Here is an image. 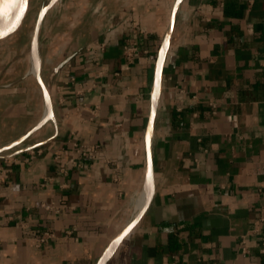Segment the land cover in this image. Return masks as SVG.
Segmentation results:
<instances>
[{
    "label": "crops",
    "instance_id": "obj_1",
    "mask_svg": "<svg viewBox=\"0 0 264 264\" xmlns=\"http://www.w3.org/2000/svg\"><path fill=\"white\" fill-rule=\"evenodd\" d=\"M40 55L51 108L0 70V264H99L142 211L104 264H264V0H61Z\"/></svg>",
    "mask_w": 264,
    "mask_h": 264
},
{
    "label": "water",
    "instance_id": "obj_2",
    "mask_svg": "<svg viewBox=\"0 0 264 264\" xmlns=\"http://www.w3.org/2000/svg\"><path fill=\"white\" fill-rule=\"evenodd\" d=\"M61 0H51L49 3H47L42 10L39 13L36 26L34 29V34L32 38V49L36 54V60H37V66H38V72H37V79L39 83L42 85L43 91L45 93L46 99L48 101L49 108L50 107V99H49V93L47 88L45 87L42 78H41V55H40V30L43 23V20L46 16V14ZM181 1V0H179ZM28 7H29V0H0V26H2V32L0 33V44L3 42H6L7 40L14 37L23 26L24 20L26 18V15L28 13ZM178 7L174 10V16L177 13ZM11 19V22H9V25H7L8 21ZM171 38V30L168 33L158 59L157 63V80L155 89L153 91L152 96V102H153V111L151 116V121L148 129V143H150L152 132H153V120L157 105V95H158V87H159V79L161 75L162 66L165 60V57L168 53L169 43ZM63 66V65H61ZM50 111V110H49ZM50 115V114H49ZM148 183H149V198L148 202L152 197L153 194V176H152V169L151 165H149L148 168ZM147 202V203H148ZM147 206V205H146ZM144 211L140 213V215L137 217V219L130 225L107 249L104 256L100 260L99 264H104L110 256L114 253L118 245L121 243L123 238L126 236V234L134 227V225L139 220L140 216L142 215Z\"/></svg>",
    "mask_w": 264,
    "mask_h": 264
},
{
    "label": "rangeland",
    "instance_id": "obj_3",
    "mask_svg": "<svg viewBox=\"0 0 264 264\" xmlns=\"http://www.w3.org/2000/svg\"><path fill=\"white\" fill-rule=\"evenodd\" d=\"M50 1L51 0H30L28 13L20 31L11 39L0 44V70L4 71L2 80H4L6 85L13 83L14 79H22L25 75L29 77L32 76V74H30L29 60L32 37L39 13ZM9 22H11V19L8 21L7 25H9ZM1 32L2 26H0V33ZM14 66L16 67L14 73L12 70H10L9 73H5L10 67L12 68Z\"/></svg>",
    "mask_w": 264,
    "mask_h": 264
},
{
    "label": "built area",
    "instance_id": "obj_4",
    "mask_svg": "<svg viewBox=\"0 0 264 264\" xmlns=\"http://www.w3.org/2000/svg\"><path fill=\"white\" fill-rule=\"evenodd\" d=\"M127 55L130 57L132 55L131 47L126 48ZM0 167V179L2 178ZM249 241H254L255 247L260 251V253L264 254V216L258 219L254 227L245 235H243L240 239V246L244 253L249 252L247 244Z\"/></svg>",
    "mask_w": 264,
    "mask_h": 264
},
{
    "label": "bare ground",
    "instance_id": "obj_5",
    "mask_svg": "<svg viewBox=\"0 0 264 264\" xmlns=\"http://www.w3.org/2000/svg\"><path fill=\"white\" fill-rule=\"evenodd\" d=\"M29 59H30V62H31V72L32 73H35V74H37V72H38V66H37V60H36V54H35V52L33 51V49H31V51H30V55H29ZM147 194V193H146ZM144 196V195H143ZM147 196H149V195H147ZM146 196V197H147ZM145 197V198H146ZM144 198V197H143ZM144 198V199H145ZM141 199H142V197H141ZM146 202H147V198L145 199V200H143L142 201V203L140 204V209H143V207L145 206V204H146Z\"/></svg>",
    "mask_w": 264,
    "mask_h": 264
}]
</instances>
